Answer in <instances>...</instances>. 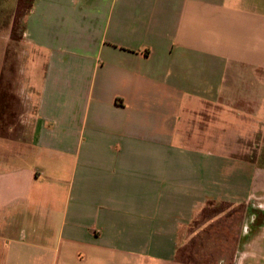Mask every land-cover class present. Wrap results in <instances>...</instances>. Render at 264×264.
Returning <instances> with one entry per match:
<instances>
[{"label":"crops","instance_id":"crops-1","mask_svg":"<svg viewBox=\"0 0 264 264\" xmlns=\"http://www.w3.org/2000/svg\"><path fill=\"white\" fill-rule=\"evenodd\" d=\"M23 41L43 72L0 95V264H183L211 200L244 208L228 264H264L262 158L203 152L264 124V0H30Z\"/></svg>","mask_w":264,"mask_h":264},{"label":"rangeland","instance_id":"rangeland-1","mask_svg":"<svg viewBox=\"0 0 264 264\" xmlns=\"http://www.w3.org/2000/svg\"><path fill=\"white\" fill-rule=\"evenodd\" d=\"M29 4L30 0H20L18 5L15 4V0H0V95L6 96L15 92V89L17 91L18 86L16 84L19 80L23 84L32 80L37 85L43 72L42 61L35 59L36 54L23 41L24 14L28 11ZM96 99L95 94L93 100ZM0 104L5 103L0 102ZM97 104L96 101H93L89 108L88 127L92 125V122L94 125L97 122L94 117ZM87 105L85 100L74 103L75 122L84 111L85 116ZM259 120L261 119H250L257 126L256 128L254 126L248 128V131L253 133L236 132L239 128L235 125L223 126L221 124L218 131L220 144L219 142L218 144L215 142L204 143V157L209 153L212 155L213 153L236 156L252 155L262 158V162H264V124H260ZM5 122L9 126L14 125L17 128V119L13 114L0 117V125ZM16 128L14 133L10 134L13 137L17 136ZM255 130H258L259 133L255 134ZM234 145H239L240 149H236ZM187 155L195 157L194 153L189 150ZM197 157L199 158V155ZM220 188L224 191L231 192L232 190L229 183L225 182L220 183ZM243 209L241 205L236 206L235 204L211 200L203 209L200 221L195 220L193 224V227L197 228L201 227L203 221H206L208 222L207 224L205 222L207 226L204 227V231L199 229L201 231L199 238L195 236L198 230H191L193 238L187 245L178 247L177 261L183 264H228V259L233 256L237 248V238L244 222ZM216 213L219 214L220 219L215 222L211 218Z\"/></svg>","mask_w":264,"mask_h":264}]
</instances>
